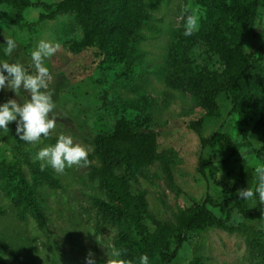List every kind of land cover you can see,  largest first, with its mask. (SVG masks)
Masks as SVG:
<instances>
[{"label": "rangeland", "instance_id": "374dc122", "mask_svg": "<svg viewBox=\"0 0 264 264\" xmlns=\"http://www.w3.org/2000/svg\"><path fill=\"white\" fill-rule=\"evenodd\" d=\"M55 3L60 0H31ZM197 10L200 29H204L216 15L200 0H143L144 18L135 28L129 43L128 56L122 62H111L95 46L74 52L70 42L82 37V31L71 14L55 19L40 20L41 7L28 6L21 12L13 6L0 4V44L7 38L17 41L16 50L6 57L0 50V61L23 64L34 71L31 52L40 39L58 42L61 47L46 61L49 68L48 91L56 104V129L40 144L31 145L19 140L16 123L9 124L7 133L0 131V163L11 165L8 178L19 183L30 179V166L39 164L34 156L40 147L55 144L60 134H71L77 143L94 149L97 134L113 130L121 117L142 122L144 128L158 132L160 151L168 158L174 176L172 185L162 162L145 167L130 180L132 196L144 194L148 202L146 224L150 233L166 222L174 224L180 208L210 195L215 202L235 195L234 183L242 167L252 188L253 170L264 169V158L258 150L264 136L252 128L256 118L243 121L233 111L231 95L219 96V109L210 114L198 105L187 92L170 88L165 83L170 44L186 11ZM27 22H35L29 26ZM264 45V8L259 7L254 24L246 35L248 53ZM197 63L213 70H222L219 55L202 48L194 50ZM127 72V74L125 73ZM29 94L21 89L19 97L13 90L0 91V104L9 99L23 102ZM202 120L199 129L192 122ZM220 131L221 140L203 145L202 138H210ZM235 144L233 153L224 137ZM99 164V161H94ZM61 187L44 185L36 193L37 201L45 209L48 221L41 228L33 217L21 220L3 187L0 176V237L14 245L23 261L5 259L7 264H86L91 252L96 261L121 264L120 258L110 257L115 230L103 223L94 204L105 198L98 181L89 177L90 166H73L64 173H56ZM228 182L223 188L213 180ZM218 216L219 207L208 204ZM229 225L239 230L229 232L214 223L202 225L186 235L177 257L164 264H256L250 255L248 237L264 233L263 219H246L237 208ZM158 260V259H157ZM155 260L153 264H163ZM138 264V263H137Z\"/></svg>", "mask_w": 264, "mask_h": 264}, {"label": "trees", "instance_id": "16d2710c", "mask_svg": "<svg viewBox=\"0 0 264 264\" xmlns=\"http://www.w3.org/2000/svg\"><path fill=\"white\" fill-rule=\"evenodd\" d=\"M212 9L216 17L204 28L190 37L183 35V22L170 44L165 83L168 87L190 93L199 106L210 114L219 109V96L226 92L231 95L233 111L243 121L256 118L253 133L264 136V45L254 52L245 49L246 35L254 24L259 7L264 8V0H200ZM18 9L28 6L41 7L39 19H55L71 14L82 31V37L70 42L72 51L78 53L95 46L111 62H122L128 56L129 43L140 26L144 15L143 0H60L55 3L32 2L31 0H0ZM35 22H27L31 26ZM202 48L219 55L223 62L222 70H213L199 64L194 58V50ZM127 74V72H125ZM202 120L192 122L199 129ZM220 131L210 138H202L203 145L221 140ZM229 149L234 153L235 144L230 136L224 137ZM56 143V140L55 142ZM264 158V145L258 150ZM168 156L160 151L158 132L144 128L142 122L126 117L117 120L113 130L96 135L94 149L89 152V177L98 181L104 190L105 198L95 199L94 204L99 219L115 230L114 244L120 250L121 264H137L138 257L148 254L151 264L172 262L184 243L188 232L214 223L229 232L239 230L229 225L235 208L246 219H263L264 203L259 200H240L238 193L215 202L210 195L202 201H194L190 207L180 208L174 224L166 222L154 233L146 224L148 202L144 194L132 196L130 180L142 170L156 162H162L164 172L174 185V176L167 162ZM98 160L99 164H94ZM11 165L0 163V176L3 187L21 220L33 217L44 228L48 216L37 201L36 193L44 185L61 187V182L49 169L41 170L39 164L30 166L31 178H22L13 183L8 178ZM216 184L227 191L228 182L217 179ZM252 188L242 167L233 190ZM254 189V188H252ZM219 207L224 214L218 217L209 207ZM250 255L256 264H264V233L248 237ZM22 262L18 250L0 237V264L5 259ZM200 264V259H197ZM97 264H106L98 260Z\"/></svg>", "mask_w": 264, "mask_h": 264}, {"label": "clouds", "instance_id": "9594fccd", "mask_svg": "<svg viewBox=\"0 0 264 264\" xmlns=\"http://www.w3.org/2000/svg\"><path fill=\"white\" fill-rule=\"evenodd\" d=\"M200 16L197 10L186 14L183 22V35L192 36L199 31ZM17 41L8 39L6 44H0L4 56L11 57L16 50ZM61 45L49 39H40L31 52L34 71H29L23 64L17 62L0 61V91L10 89L19 97L21 89L29 94L28 99L18 102L9 99L0 104V131L7 133L9 124L16 123V134L20 141L26 144L38 145L42 139H47L56 129V104L52 94L48 91L47 77L49 68L46 61L53 57ZM89 149L74 140L71 134H60L55 144L40 147L34 160L40 162L41 170L51 167L56 173H64L73 166L89 163ZM255 188L238 190L240 200H259L264 203V169L252 172ZM118 249H111L110 257L120 258ZM86 264H97L93 254L89 252ZM138 264H151L148 254L138 257Z\"/></svg>", "mask_w": 264, "mask_h": 264}]
</instances>
